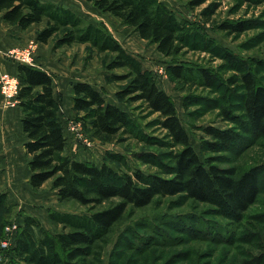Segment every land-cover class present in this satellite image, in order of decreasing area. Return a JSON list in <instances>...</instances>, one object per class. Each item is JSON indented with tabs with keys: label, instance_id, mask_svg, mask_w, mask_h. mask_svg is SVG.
<instances>
[{
	"label": "trees",
	"instance_id": "1",
	"mask_svg": "<svg viewBox=\"0 0 264 264\" xmlns=\"http://www.w3.org/2000/svg\"><path fill=\"white\" fill-rule=\"evenodd\" d=\"M86 1L133 27L143 39L156 44L157 50L166 57L179 56L185 46L186 25L163 0ZM240 1L249 5L264 3V0ZM221 2L189 0L192 7L204 5L201 15L207 22ZM0 12L6 22L23 30L44 22L37 30L38 42L47 43L53 38L54 47L77 42L95 49L103 56L105 68L112 71L108 79L124 82L116 92L117 99L126 105L141 102L151 113L157 114L155 124L165 130L162 137L145 133L123 105L107 100L89 81L78 80L73 83V109L84 111L83 120L91 136L109 143L136 137L151 148L168 149L139 157L144 163L158 166V171L144 170L130 163L125 154L111 150H106L101 165L78 159L68 151V136L53 73L37 64L18 62V105L26 136L29 182L33 188H40L51 180L61 203L72 200L86 210H50L52 223L62 227L54 234L43 227L39 218L26 215L23 225L14 231L10 264H92L98 255L99 242L124 218L128 209L145 207L157 196L181 195L209 203L228 217L242 216L257 201L262 185L259 166L240 171L232 165H221L212 154H205L206 150H234L241 134L232 126H205L201 143L203 156L200 155L171 95L158 84L153 72L105 28L54 0H0ZM243 21H226L222 28L242 32L254 26ZM210 42L203 39V47L217 53L215 47L218 46H210ZM220 51L236 69L228 77L230 83L240 89L235 109L242 111L246 123L256 132L264 134V80L263 74L259 75L264 60L254 58L250 62L229 50ZM115 69L125 71L115 73ZM166 71L176 81L210 89L216 87L217 75L206 66L175 60L167 65ZM218 107L223 118L233 121L235 115L227 104ZM6 204L2 193L0 210ZM118 245L114 246L109 264L116 260L117 249L121 248ZM102 255L101 250L98 264L103 262Z\"/></svg>",
	"mask_w": 264,
	"mask_h": 264
},
{
	"label": "rangeland",
	"instance_id": "2",
	"mask_svg": "<svg viewBox=\"0 0 264 264\" xmlns=\"http://www.w3.org/2000/svg\"><path fill=\"white\" fill-rule=\"evenodd\" d=\"M61 1L105 28L141 60L144 67L153 72L158 84L173 98L182 123L200 155L203 153L201 143L205 126H232L241 134L234 150H206L205 154H212L221 165H232L240 171L259 166L262 174L258 199L242 216H224L209 203L181 195L157 196L145 207L129 208L124 218L99 242L98 255L92 264H98L101 250V264H109L116 244L121 248L117 249L113 264H264V134L256 132L246 123L242 111L235 109L240 89L236 85L234 87L228 77L236 69L227 63L220 51L229 50L250 62L254 58L264 60V3L249 5L240 0H222L211 21L207 22L201 15L204 5L192 7L189 0H163L184 21L187 29L185 46L180 55L166 57L157 50L156 44L143 39L133 27L122 23L111 13L100 11L91 2ZM241 20L255 27L242 32L222 28L223 22ZM203 39H209L210 46L217 45L220 48L215 47L217 53L203 47ZM54 42L52 38L49 47L39 55L36 52L39 48H35L34 64L45 66L54 75L60 114L68 136V151L78 159L99 165L106 150L121 152L129 158L130 163L147 171H158V166L144 163L139 157L147 152L159 154L168 149L151 148L136 137L109 143L90 135L83 120L84 111L73 109V83L85 80L94 84L107 100L128 109L145 133L162 137L165 130L155 124L157 114L151 113L139 101L126 105L117 99L116 92L124 82L108 79L112 71L105 68L103 56L95 49L77 42L54 47ZM175 60L208 67L217 75L216 87L210 89L172 79L166 69ZM124 71L113 70L115 73ZM4 73L12 75L10 72ZM262 74L264 80V67L259 69V75ZM0 94L3 99L0 106V194L4 193L7 199L6 206L0 210V264H10L13 258L10 245L16 232L9 233L8 226L23 225L25 216L32 215L41 220L48 232L54 234L62 227L52 223L50 210L83 212L86 207L72 200L61 203L51 180L40 188L32 187L21 112L17 109V103L7 100L1 85ZM220 104L229 106L234 113L232 115H235L233 121L220 115ZM36 232L40 234L37 228ZM4 241L8 242L7 245L3 244Z\"/></svg>",
	"mask_w": 264,
	"mask_h": 264
},
{
	"label": "crops",
	"instance_id": "3",
	"mask_svg": "<svg viewBox=\"0 0 264 264\" xmlns=\"http://www.w3.org/2000/svg\"><path fill=\"white\" fill-rule=\"evenodd\" d=\"M54 1L60 4H63L65 6L71 7L70 5L66 4L64 1H61V0H54ZM2 14L3 13L0 12V72H3V71L10 72L12 75L17 77L18 62L20 61H17L8 56V58H11V60L13 59L11 61L10 59L7 58V55L5 54V52H7V50H9L10 48H13L16 46H26L31 40H36L37 30L42 27L41 26L42 24L44 25V22L34 23L30 27L23 30L19 28L17 25H12L6 22L3 19ZM36 43H37L36 48H39L36 51L37 55L41 54L43 51L46 50V48L49 47V42L42 43L36 40ZM42 67L48 70V68H46L45 66H42ZM2 101L3 99L0 94V106H2ZM17 109L19 110V112H21V109L18 103H17ZM20 116H22V113H20Z\"/></svg>",
	"mask_w": 264,
	"mask_h": 264
},
{
	"label": "built area",
	"instance_id": "4",
	"mask_svg": "<svg viewBox=\"0 0 264 264\" xmlns=\"http://www.w3.org/2000/svg\"><path fill=\"white\" fill-rule=\"evenodd\" d=\"M36 40H31L26 46H16L10 48L5 54L17 61L34 64V52L36 48ZM0 85L7 100L11 103H18V94L20 90L19 80L14 75L8 73H0ZM18 228L17 224H13L7 227L8 232L15 231ZM7 241L3 244L7 245Z\"/></svg>",
	"mask_w": 264,
	"mask_h": 264
}]
</instances>
